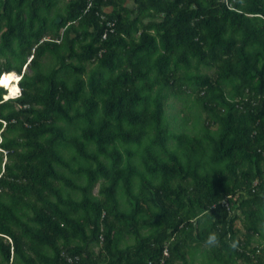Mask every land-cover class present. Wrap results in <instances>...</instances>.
Wrapping results in <instances>:
<instances>
[{
	"label": "trees",
	"instance_id": "1",
	"mask_svg": "<svg viewBox=\"0 0 264 264\" xmlns=\"http://www.w3.org/2000/svg\"><path fill=\"white\" fill-rule=\"evenodd\" d=\"M15 72L0 264H264V0H0Z\"/></svg>",
	"mask_w": 264,
	"mask_h": 264
},
{
	"label": "bare ground",
	"instance_id": "2",
	"mask_svg": "<svg viewBox=\"0 0 264 264\" xmlns=\"http://www.w3.org/2000/svg\"><path fill=\"white\" fill-rule=\"evenodd\" d=\"M12 74H16V73H12ZM11 74V75H12ZM8 75H4L1 79V81L3 82V84L8 88L9 90V95L11 97L13 96H16L17 95V91H18V88H17V79L16 78H10V77H7ZM19 77V75H17ZM20 79V78H19ZM5 81H7V83H5ZM13 95V96H12Z\"/></svg>",
	"mask_w": 264,
	"mask_h": 264
},
{
	"label": "rangeland",
	"instance_id": "3",
	"mask_svg": "<svg viewBox=\"0 0 264 264\" xmlns=\"http://www.w3.org/2000/svg\"><path fill=\"white\" fill-rule=\"evenodd\" d=\"M7 77H10V78H16L17 81H18V79L20 78V77L17 76V74L8 75ZM17 81H16V82H17ZM16 85H17V84H16ZM17 88H18V86H17ZM17 94H18V91H17ZM12 96H13V95H12ZM13 97H15V96H13ZM180 107H181V105L178 104V105H177V108L180 109ZM180 111H181V112H180V115H179V116H180L181 119H182L183 117H185L186 115H188V114L192 117V113L190 112L189 109H187V108H181ZM173 112H174V110H170V113H173ZM188 125L191 126V121L188 122ZM97 192H98V188L95 189V193H97Z\"/></svg>",
	"mask_w": 264,
	"mask_h": 264
},
{
	"label": "clouds",
	"instance_id": "4",
	"mask_svg": "<svg viewBox=\"0 0 264 264\" xmlns=\"http://www.w3.org/2000/svg\"><path fill=\"white\" fill-rule=\"evenodd\" d=\"M109 25H112V23H110ZM106 34L104 35V38H106ZM16 73V72H15ZM6 74V73H5ZM17 75H19L18 73H16ZM4 75V74H3ZM2 75V76H3ZM1 76V77H2ZM19 77H20V79H18V81H17V86L19 87V92H18V94L15 96V97H6V95L8 94V88H6L5 86H3V85H1L0 84V86L1 87H3L5 90H6V92H7V94L4 96L5 97V99H15V98H18L20 95H21V87H20V81H21V76L19 75ZM217 239V236H216V234L215 233H212V234H210V236H209V241L211 242V241H215Z\"/></svg>",
	"mask_w": 264,
	"mask_h": 264
},
{
	"label": "snow or ice",
	"instance_id": "5",
	"mask_svg": "<svg viewBox=\"0 0 264 264\" xmlns=\"http://www.w3.org/2000/svg\"><path fill=\"white\" fill-rule=\"evenodd\" d=\"M5 83H7V81H5Z\"/></svg>",
	"mask_w": 264,
	"mask_h": 264
},
{
	"label": "built area",
	"instance_id": "6",
	"mask_svg": "<svg viewBox=\"0 0 264 264\" xmlns=\"http://www.w3.org/2000/svg\"><path fill=\"white\" fill-rule=\"evenodd\" d=\"M70 261H72V260L70 259Z\"/></svg>",
	"mask_w": 264,
	"mask_h": 264
}]
</instances>
